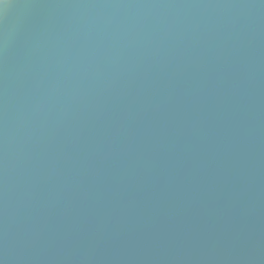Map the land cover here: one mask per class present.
Segmentation results:
<instances>
[{
  "label": "water",
  "instance_id": "1",
  "mask_svg": "<svg viewBox=\"0 0 264 264\" xmlns=\"http://www.w3.org/2000/svg\"><path fill=\"white\" fill-rule=\"evenodd\" d=\"M0 264H264V0H0Z\"/></svg>",
  "mask_w": 264,
  "mask_h": 264
}]
</instances>
